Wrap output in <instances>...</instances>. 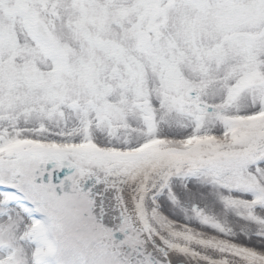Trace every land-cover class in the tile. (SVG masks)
Instances as JSON below:
<instances>
[{
  "label": "snow or ice",
  "instance_id": "1",
  "mask_svg": "<svg viewBox=\"0 0 264 264\" xmlns=\"http://www.w3.org/2000/svg\"><path fill=\"white\" fill-rule=\"evenodd\" d=\"M0 264H264V0H0Z\"/></svg>",
  "mask_w": 264,
  "mask_h": 264
}]
</instances>
